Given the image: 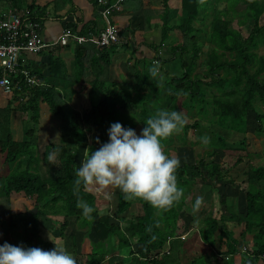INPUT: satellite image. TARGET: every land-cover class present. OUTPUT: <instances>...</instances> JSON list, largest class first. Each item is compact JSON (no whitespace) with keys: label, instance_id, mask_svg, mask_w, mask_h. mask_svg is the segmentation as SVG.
<instances>
[{"label":"trees","instance_id":"obj_1","mask_svg":"<svg viewBox=\"0 0 264 264\" xmlns=\"http://www.w3.org/2000/svg\"><path fill=\"white\" fill-rule=\"evenodd\" d=\"M168 1L161 0L160 41L148 47L152 59H140L132 52L124 83L109 79L111 57L118 43L106 47L73 43L64 46L72 54L71 75L58 55V48H64L61 46L44 55L46 63L25 67L38 85L29 87L20 81L8 96L7 106L0 109V166L5 167L4 173L0 171V216L8 219L3 230L10 234L11 245L42 250H51L54 245L63 247L74 256L76 264H218L221 260L235 264L237 257L239 264H264V164L252 160L260 156L249 153L246 145L249 114L254 115L257 126L254 134H262L264 126V114L254 106L264 109V56L258 54L264 48V0H180V13L172 25ZM58 3L61 0L54 2L55 7ZM94 4L97 7V0ZM8 8L41 27L48 18L47 6L28 4L27 0H0V13ZM97 12L103 25L98 7ZM207 14L211 20L203 43L194 36V24L204 22ZM144 23L148 25L149 20ZM99 24L93 21L80 30L72 25L64 29L96 35L101 29ZM244 29L246 33H242ZM163 49L168 59L159 56L158 51ZM154 67L158 68L155 77L150 72ZM171 71L178 74L172 75ZM84 94L88 107L73 108L80 107L73 98ZM14 104L19 105L24 127L21 141L14 140L15 128L10 127L11 114L16 111ZM160 109L177 111L187 118L182 132L162 141L163 149L172 138L184 142L188 132L195 131L199 141L208 137L209 146H204L210 150L194 163L179 164L176 178L182 196L168 210L125 199L118 191L112 215L104 196L83 187L77 190L74 185L79 148L97 150L108 141L107 129L114 122L141 131L143 122ZM45 113L62 120L57 143L49 137ZM201 124L211 130L209 136L200 133L204 129ZM236 135L241 141L228 144L225 136ZM91 138L95 147L88 145ZM53 149L54 165L46 159ZM218 154L220 160L215 161ZM245 160V180L237 183L230 172ZM217 185H245L243 209L234 211L220 196L218 204L223 212L218 219L212 217L207 208ZM16 197L31 202L33 210L4 213L1 203L9 206L10 199ZM78 200L94 208L90 219L82 215ZM190 206L194 226L188 229L182 227L181 215L188 214ZM132 207L137 209L135 214L129 213ZM48 215L62 217V222ZM71 220L75 229L67 234V229H72ZM227 225L239 228L238 238ZM55 226H59L58 242L42 235L43 229L51 233ZM77 232H84L80 241ZM84 240L89 243L86 254L81 253ZM239 242L251 249L241 253ZM216 243L224 251L215 253L212 248Z\"/></svg>","mask_w":264,"mask_h":264},{"label":"clouds","instance_id":"obj_2","mask_svg":"<svg viewBox=\"0 0 264 264\" xmlns=\"http://www.w3.org/2000/svg\"><path fill=\"white\" fill-rule=\"evenodd\" d=\"M150 72L155 77L158 68ZM143 123L145 127L139 135L119 122L110 124L108 141L95 151L86 149V159L75 169L76 189L116 188L125 199L141 200L161 211L173 206L182 196L176 178L180 161L164 152L162 141L182 132L187 118L177 111L160 109ZM96 142L100 143L98 139ZM202 142L208 143V137H203ZM46 159L54 165L56 150ZM106 198H110L107 193ZM77 207L85 218H91L94 208L87 202L78 200ZM0 264H76V259L55 245L51 250H42L4 242L0 245Z\"/></svg>","mask_w":264,"mask_h":264},{"label":"crops","instance_id":"obj_3","mask_svg":"<svg viewBox=\"0 0 264 264\" xmlns=\"http://www.w3.org/2000/svg\"><path fill=\"white\" fill-rule=\"evenodd\" d=\"M55 1L56 0H27L28 4L33 2L39 7H48V18L42 25L41 34L46 44H52L66 25L76 26V28L80 30L84 25L96 21L97 25L100 23L99 25L102 27V23L98 20L97 7L94 4L95 0H61V3H58L56 7L54 5ZM179 2L180 0L168 1V7L173 13L170 25L174 24V17L178 16L180 13L178 9ZM162 12L161 0H124L121 11L111 16V22L118 29L120 37L119 43L117 44L118 47L111 57V65L109 67V79L111 82H125L127 69L132 64V62L128 61V57L132 52L140 59H152V50L148 47L156 46L160 41V19ZM145 20H149L148 25L144 23ZM56 47L58 46L45 49L40 56L26 55V62L28 64L32 63V65L46 63L47 57L44 55H46L48 51L57 49ZM58 49V55L62 57L68 69V74H73L71 68L73 59L70 48L68 47L65 49L64 47ZM158 52L160 54L162 51L159 50ZM160 57L162 58V56ZM122 78H124V80H121ZM6 99L4 95L0 94V109L7 106L9 99ZM73 100H77V104L83 107V109L88 107L86 94L78 97L75 96ZM78 100H80V102ZM20 204H22L21 210H19ZM1 208L4 213L6 210H9L15 214L27 211L28 205L17 197L16 202L14 198L10 199L9 206H6V204L2 202ZM7 225V217L4 215L0 216V245L4 242L9 244L12 242L10 234L3 230V227Z\"/></svg>","mask_w":264,"mask_h":264},{"label":"rangeland","instance_id":"obj_4","mask_svg":"<svg viewBox=\"0 0 264 264\" xmlns=\"http://www.w3.org/2000/svg\"><path fill=\"white\" fill-rule=\"evenodd\" d=\"M218 7H219V9H222V5H219ZM208 13H210V12H208ZM210 20H211V15L207 14V17H206L204 22H202V23L198 22V23L194 24V27L197 30V33L194 36H196L199 39V41H201L203 43L206 42L207 37H208ZM173 23H174V21H173ZM242 33H246V30L245 29L242 30ZM258 54L264 56V48H260L258 50ZM159 56H162L163 59L169 58L167 51L164 49L159 54ZM170 74L174 75V74H178V72L174 73L171 71ZM121 80H124V78H122ZM5 98H7L6 100L10 99L9 97H6V96H5ZM78 101L80 102V100H78ZM78 106H79V104H78ZM254 106H255V109L259 113L264 114V109L259 108L258 104H254ZM13 108H16V111L14 113H12L10 127H15L14 131L12 129V135H13L14 140L21 141V136H22L21 132H22V129L24 127H23V124L20 123V119H19V113H18L19 105L14 104ZM73 108H77L80 110L83 109V107H77V106H75V107L73 106ZM44 117L47 121L46 127H47V131L49 132V137L52 139V141L54 143L59 142L60 126L62 125V120L58 119V118L51 117L47 113H45ZM253 118H254V115L249 114V117L247 120V122H248V125H247L248 135H247V141H246L247 151L249 153H252V154H259L260 158H253L252 160H256L258 163L264 164V156H263V154H264V126H263V133L262 134H260V135L254 134L253 129H254V127H257V126L253 122ZM201 126L204 129L200 130V133H203V134L209 136L211 130L207 128L208 126L205 124H201ZM212 130L216 131L215 129H212ZM135 132L137 133V135H139L141 132L140 128H137V130H135ZM225 138H226L228 144L237 143V142L241 141V139H242L240 136H237V135L236 136H230V137L225 136ZM88 145H89V147H92V146L95 147L96 143L91 138L88 140ZM204 145H208V143H203L202 141H199L198 136H197V132L189 131L184 142L181 138H172L164 150H165L166 154L178 158L180 163H194L197 160H199L200 158H202L207 150H210V149H208V147H205ZM85 150H86V148H79L80 158H78V160H77V161H79V165H80L82 160L86 159L87 152ZM87 150L91 151L90 148ZM219 160H220V158H219V154H218L215 157V161H219ZM4 169H5V167L0 166L1 172L4 173V171H5ZM246 171H247V161L245 160L243 164H241L240 166L231 170L230 176L235 182L241 183L242 180H245L244 174ZM215 187L216 188H215V190H213V195L211 197V205L209 208H207L208 210H210L212 212V217L218 219L219 214L221 212H223V211H221V208L218 204L220 196H222V198L225 199L226 206H232L234 211L239 212L243 209V196H244L245 185H241L240 188H236V187L235 188L234 187L224 188V187L218 186V185ZM87 191L90 193H93V194L102 195L105 198H106V193H107V195L110 196V198H106L107 203H108V212H110L113 215L112 206L114 204V197L116 196L115 194L119 191L118 189L108 188V189L98 190L96 187H89L87 189ZM19 198L22 199L21 197H19ZM16 199H17V197L14 198L15 202H16ZM23 201H24V199H23ZM26 204L28 205V211H32L33 210V204L31 202H27V201H26ZM20 205H21V207H20ZM20 205H19V210L22 209V204H20ZM8 209H10V208H8ZM136 210H137L136 207L135 208L132 207L130 209L129 213L135 214ZM102 213H104V212H101L100 214H102ZM192 214H194V210H193V207L190 206L189 213L181 215V219L184 221V223H183L184 226L182 225L183 228H185L187 226V228L189 229V228L194 226L191 223V215ZM48 218L52 219V220H56L58 222H62V217H52V216L48 215ZM71 222H72V229L68 228L67 234H71L72 230L75 229L74 221L71 220ZM231 225H234V224H231ZM227 227H228V229H231L234 232V237L238 238L239 231H240L239 228H234V226H230V225H227ZM58 228H59V226H55L51 233L46 232L43 229V232H45V233H43L42 235L46 239L48 238L49 240H54V241L58 242V237H57ZM76 234L78 237V241H80V238L82 240L84 232H77ZM216 234H218V232ZM113 242H115V239L113 240ZM132 246H133L132 249L136 248L135 244H133ZM237 247L239 248L241 253L245 252L247 249H251L250 245L242 246V244L240 242H239ZM192 249H196V247L192 248ZM192 249H191V254L193 253ZM212 249L215 253H218L219 250H221V249L224 251V248H219L218 243H216ZM88 251H89V243L87 240H84V242L82 244V248H81V253L86 254ZM199 251L201 252V249L197 248V252H199ZM217 263L218 264H224V261L221 260V261H218ZM235 264H239L238 257L235 259Z\"/></svg>","mask_w":264,"mask_h":264},{"label":"built area","instance_id":"obj_5","mask_svg":"<svg viewBox=\"0 0 264 264\" xmlns=\"http://www.w3.org/2000/svg\"><path fill=\"white\" fill-rule=\"evenodd\" d=\"M124 0H116L113 4L109 0H97L99 15L103 25L96 35L89 33L79 35L72 29H63L52 44H46L42 37V27L27 18L22 19L15 9L8 8L0 13V94L12 95L22 81L24 85L36 86L38 82L30 76L25 68L26 55H39L45 49L55 46L91 44L99 47L119 43V32L111 22V16L121 11ZM19 77L21 80L15 81Z\"/></svg>","mask_w":264,"mask_h":264},{"label":"water","instance_id":"obj_6","mask_svg":"<svg viewBox=\"0 0 264 264\" xmlns=\"http://www.w3.org/2000/svg\"><path fill=\"white\" fill-rule=\"evenodd\" d=\"M33 213H35V211H33Z\"/></svg>","mask_w":264,"mask_h":264}]
</instances>
